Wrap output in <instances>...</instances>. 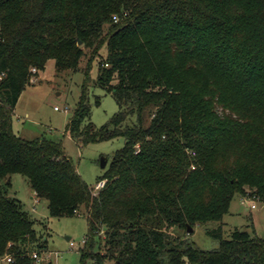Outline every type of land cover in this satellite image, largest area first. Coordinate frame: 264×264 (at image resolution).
<instances>
[{
    "label": "trees",
    "instance_id": "obj_1",
    "mask_svg": "<svg viewBox=\"0 0 264 264\" xmlns=\"http://www.w3.org/2000/svg\"><path fill=\"white\" fill-rule=\"evenodd\" d=\"M102 47L95 86L117 111L94 126L85 84L66 127L80 144L126 140L94 191L59 143L11 119L31 66L76 71ZM12 174L49 216L86 215L81 264H264L246 230L209 231L213 250L165 231L220 221L235 195L264 201V0H0V180ZM33 224L0 188L1 259L51 264L31 256L46 251Z\"/></svg>",
    "mask_w": 264,
    "mask_h": 264
},
{
    "label": "rangeland",
    "instance_id": "obj_2",
    "mask_svg": "<svg viewBox=\"0 0 264 264\" xmlns=\"http://www.w3.org/2000/svg\"><path fill=\"white\" fill-rule=\"evenodd\" d=\"M84 51L85 55L76 71H56L53 60H48L42 71L30 67L28 80L13 110L11 127L14 134L23 139L42 137L59 143L63 154L71 160L83 181L94 188L109 168L112 155L125 145L126 140L118 137L80 144L66 130L85 84L91 105L90 122L94 126L106 124L118 108L109 93L95 86L97 68L105 57V48H100L92 60L89 51ZM88 62L90 68L86 71ZM33 68L36 72H32ZM102 158L107 160L105 167L100 166ZM8 179L10 185L6 186L7 179H3L0 180V188L21 203L34 222L35 232L43 235L46 251L41 255V260L51 264H81L80 248L88 232L86 215L81 211V214L72 217H51L47 201L35 196L23 175L12 174ZM252 204L254 207H251ZM190 227L191 232L182 227L169 226L165 230L167 243L188 240L201 250H213L219 246V239L208 232L218 230L223 238H228L234 230L242 229L264 238V201H242L239 195H235L228 212L220 221ZM100 233L103 237V233ZM0 264L10 263L4 257L0 258ZM85 264L92 262L86 260Z\"/></svg>",
    "mask_w": 264,
    "mask_h": 264
},
{
    "label": "built area",
    "instance_id": "obj_3",
    "mask_svg": "<svg viewBox=\"0 0 264 264\" xmlns=\"http://www.w3.org/2000/svg\"><path fill=\"white\" fill-rule=\"evenodd\" d=\"M32 72H36V69L33 68V69H32ZM104 184H105V180H101V181L97 182L96 185H95V187L93 188L94 191H98V190H100L101 188H103ZM246 200H250V201H252V200H254V199H250V198H246V197H243V198H242V201H246ZM251 207H254V205L252 204ZM86 240H87V238L84 237L83 240H82L83 244L86 242ZM31 256H32V258H34L37 262H39V261L41 260V257H40V255H39V253L36 252V251H33V252L31 253ZM5 260H6V262H8V263H10V262L12 261L11 257H9V256H6V257H5Z\"/></svg>",
    "mask_w": 264,
    "mask_h": 264
},
{
    "label": "water",
    "instance_id": "obj_4",
    "mask_svg": "<svg viewBox=\"0 0 264 264\" xmlns=\"http://www.w3.org/2000/svg\"><path fill=\"white\" fill-rule=\"evenodd\" d=\"M77 44L79 45V44H80V41H78ZM106 163H107V160H106L105 158H102V159L100 160V166H101V167H105V166H106ZM186 230H187L188 232H191V231H192V228H191L189 225H187V226H186ZM242 230H243V229H242ZM242 230H241V231H242ZM67 240H69V237L67 238Z\"/></svg>",
    "mask_w": 264,
    "mask_h": 264
}]
</instances>
